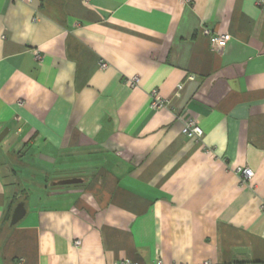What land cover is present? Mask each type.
<instances>
[{"label": "crops", "instance_id": "crops-1", "mask_svg": "<svg viewBox=\"0 0 264 264\" xmlns=\"http://www.w3.org/2000/svg\"><path fill=\"white\" fill-rule=\"evenodd\" d=\"M6 128L0 264H264V1L0 0Z\"/></svg>", "mask_w": 264, "mask_h": 264}, {"label": "built area", "instance_id": "built-area-1", "mask_svg": "<svg viewBox=\"0 0 264 264\" xmlns=\"http://www.w3.org/2000/svg\"><path fill=\"white\" fill-rule=\"evenodd\" d=\"M182 1L189 2V0H182ZM263 1L264 0H259V4H261ZM203 34L209 37L211 46L216 53H220V51L226 46V44L230 40V36L228 34L214 35V34H211L208 29H204ZM100 67L105 68L106 64L101 63ZM138 81L139 80L137 77H133L129 80V83L131 86H135L138 83ZM152 97H153V100H152L151 106L153 108H159L164 104V102L157 96L155 92L152 93ZM182 133L188 138H192V139L194 138L197 140L203 134L201 128L192 119L191 120L189 119L184 123ZM234 172L236 175L240 177V181L242 184H247L248 181L253 176V172L249 168L237 167L234 169ZM79 244H80L79 242H75L76 246H78ZM119 264H137V263L129 261V260H125V261H121ZM155 264H163V263L160 260H157ZM205 264H210V263L205 262Z\"/></svg>", "mask_w": 264, "mask_h": 264}, {"label": "water", "instance_id": "water-1", "mask_svg": "<svg viewBox=\"0 0 264 264\" xmlns=\"http://www.w3.org/2000/svg\"><path fill=\"white\" fill-rule=\"evenodd\" d=\"M7 132H8V129L6 128L0 133V141L3 139V137H5ZM81 181L82 180L77 179V178H70V179L55 182L53 185L54 186L73 185V184L81 183ZM24 215H25L24 204L22 202H19L18 204H16L11 214L10 223H9L10 226L17 224L24 217Z\"/></svg>", "mask_w": 264, "mask_h": 264}]
</instances>
